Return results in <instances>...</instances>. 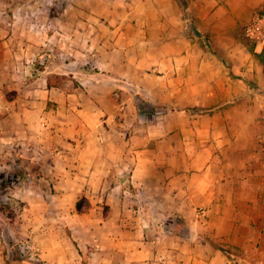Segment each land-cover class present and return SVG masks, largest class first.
<instances>
[{"label":"crops","instance_id":"obj_1","mask_svg":"<svg viewBox=\"0 0 264 264\" xmlns=\"http://www.w3.org/2000/svg\"><path fill=\"white\" fill-rule=\"evenodd\" d=\"M89 2L49 17L79 61L30 67L0 26L3 139L29 175L6 186L18 227L50 264H264V68L243 40L264 0ZM70 216L93 233L73 251Z\"/></svg>","mask_w":264,"mask_h":264},{"label":"rangeland","instance_id":"obj_2","mask_svg":"<svg viewBox=\"0 0 264 264\" xmlns=\"http://www.w3.org/2000/svg\"><path fill=\"white\" fill-rule=\"evenodd\" d=\"M78 2L79 0H0V26L6 27L13 36L25 39L24 42L29 45L27 49L29 60L25 61V64L30 67L44 66L51 59L79 61L80 52L82 51L83 54L85 46L80 48L79 45H63L61 43L55 45L47 39L54 33L48 24L49 17L56 15L64 18V8L70 4L76 5ZM89 3L95 4L92 0ZM75 17L76 14H72V20L76 19ZM88 18L91 21H96L90 16ZM90 31L92 39L97 35V32L94 29ZM41 38H46V41L40 43ZM92 41L90 40L86 46L89 57L86 66L89 69L94 68L95 64L96 49ZM14 47L19 48L21 44ZM66 49L69 53L68 56L63 54ZM0 89L3 92V85H0ZM0 101L3 102L1 95ZM1 107H3V103L0 104ZM20 146L17 140L5 141L3 139V109H0V238L3 239V264H50V261L48 262L42 256L35 244L33 234L30 235L24 227L26 233H23L22 228L18 227L25 221V216H21L24 207L22 203L11 200L10 190L6 188V186L13 187V184H10L12 181L27 182L29 179L26 172L19 171L23 170L19 166L22 163V157H18L15 152ZM3 150L4 153L8 150L10 155L3 157ZM80 205L84 208L81 202ZM57 217L49 216L48 218L45 216V219H51L49 224L52 225L56 223ZM70 218L73 226L69 230L67 229V232L70 233V248L73 251L74 245H83L84 241L91 239V236L93 238V233L83 228L84 222L78 216H70ZM34 225L36 226L35 232L39 231L37 223ZM89 246L94 245L91 243ZM84 260L83 257L81 262Z\"/></svg>","mask_w":264,"mask_h":264},{"label":"built area","instance_id":"obj_3","mask_svg":"<svg viewBox=\"0 0 264 264\" xmlns=\"http://www.w3.org/2000/svg\"><path fill=\"white\" fill-rule=\"evenodd\" d=\"M243 34L256 47L264 45V6L251 15L244 25Z\"/></svg>","mask_w":264,"mask_h":264},{"label":"trees","instance_id":"obj_4","mask_svg":"<svg viewBox=\"0 0 264 264\" xmlns=\"http://www.w3.org/2000/svg\"><path fill=\"white\" fill-rule=\"evenodd\" d=\"M243 40L245 42V44L249 47V50L254 53V55L259 59V61L261 62V64L263 65V68H264V45L261 49L260 52H255L254 51V48H255V45L252 41H250L248 38H246L243 34ZM48 84H50V81H48ZM76 209L78 211H83L85 208H83L81 205H80V202H77L76 204Z\"/></svg>","mask_w":264,"mask_h":264}]
</instances>
